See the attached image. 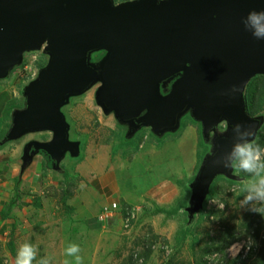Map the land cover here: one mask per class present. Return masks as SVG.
<instances>
[{
  "label": "water",
  "instance_id": "obj_1",
  "mask_svg": "<svg viewBox=\"0 0 264 264\" xmlns=\"http://www.w3.org/2000/svg\"><path fill=\"white\" fill-rule=\"evenodd\" d=\"M253 10H264V0H0V81L25 53L48 56L22 89L2 143L48 131L49 142L26 145L21 172L39 152L58 170L66 154L79 155L61 108L97 82L96 103L130 135L144 127L155 137L174 133L188 113L211 146L189 184L192 219L216 176L234 179L237 146L263 122L248 116L244 100L248 82L264 76V39L247 20Z\"/></svg>",
  "mask_w": 264,
  "mask_h": 264
},
{
  "label": "rangeland",
  "instance_id": "obj_2",
  "mask_svg": "<svg viewBox=\"0 0 264 264\" xmlns=\"http://www.w3.org/2000/svg\"><path fill=\"white\" fill-rule=\"evenodd\" d=\"M113 1L117 5L133 0ZM104 54L94 53L91 62H99ZM47 62L42 51L25 53L23 67L0 81V96L4 95L0 108H5L6 97L10 101L7 107L22 108V89L35 80ZM100 86L97 82L61 108L69 140L78 143L79 155L72 158L66 154L58 165L60 171L41 169L36 158L21 172L26 145L49 142L50 132L31 133L5 143L0 140V169L7 168L2 179L10 183L0 190L2 208L6 209L10 203L6 200L13 197L11 175H20L22 181L18 203L10 210L14 220L4 221L8 230L0 233V264H15L9 240L15 260L21 246H34L32 264L44 259L48 264H64L65 260L76 264L74 256L65 255V249L73 244L80 248L81 264H264V212L254 210L264 203L245 201L249 186L258 177L241 169L236 156L234 179L218 175L212 180L195 219L187 214L190 228L182 238L183 212L169 216L157 210H172L185 198L189 206V184L203 157L210 153V142L203 141L200 124L188 113L174 133L155 137L144 127L128 134V127L116 120L113 111L105 114L96 103ZM244 100L248 116L263 121L249 143L253 147L262 144L260 162L264 163V76L248 82ZM7 121L0 117L4 125ZM224 129L225 123H220L217 133ZM129 141L131 145H127ZM126 219H130L127 224Z\"/></svg>",
  "mask_w": 264,
  "mask_h": 264
},
{
  "label": "clouds",
  "instance_id": "obj_3",
  "mask_svg": "<svg viewBox=\"0 0 264 264\" xmlns=\"http://www.w3.org/2000/svg\"><path fill=\"white\" fill-rule=\"evenodd\" d=\"M248 24L252 30V35L257 40L264 39V10L250 11L247 16ZM237 160L239 167L246 172L253 173L255 179L248 188L249 195L245 197L246 202L254 199L264 203V176H260V172L264 171V163L260 162V150L253 147L251 143L238 145L236 148ZM223 207V205H221ZM255 211L264 212V207L254 209ZM80 248L78 245H70L65 249V255L74 256L76 264H81V257L78 255ZM36 257V249L30 244L21 246L17 253L15 264H32ZM39 264H48L46 259L39 261ZM64 264H68L65 260Z\"/></svg>",
  "mask_w": 264,
  "mask_h": 264
},
{
  "label": "trees",
  "instance_id": "obj_4",
  "mask_svg": "<svg viewBox=\"0 0 264 264\" xmlns=\"http://www.w3.org/2000/svg\"><path fill=\"white\" fill-rule=\"evenodd\" d=\"M20 67H23V66L21 65ZM16 108H19V106H16V105H10L7 109L4 110L3 116L9 121V120H10V116H11L12 111H14ZM247 111H248V110H247ZM9 126H10L9 123L6 124V125H4V128H5V129H4V130L1 132V134H0V140H1V139L4 137V135L6 134L7 129L9 128ZM157 140H159V141H158L159 143L162 141L161 138H160V139H157ZM131 144H132V141H129V142L127 143V145H131ZM261 146H262V144H259L257 147L260 148ZM254 148H255V147H254ZM205 151H206V149L204 150L203 155H204V153H206ZM203 155H202V156H203ZM42 168H43L44 170L47 169V167L45 166V164H42ZM19 182H20V181H18V179L16 178V179H15V188H14V195H13V198L11 199L10 203L7 205V209H8V210H7L5 213H4L3 211H0V218H1V219H4V218H6V217L8 216L9 211L14 207L15 204H17V202H18V200H19V190H18ZM182 187H183V189L186 190V192H188V188L186 187L185 184L182 185ZM186 208H187V198L178 200V201L176 202V205L174 206V208H173L172 210L166 211L165 209H162V208H160V209L157 210L158 213L167 214V215H169V216H170V215H173V214H176V213L179 212V211H182V212H183V214H184V216H185V218H184V224H183L182 228H181L180 231H179L180 236H181L182 238H184V237L187 235V233L189 232V228H190V227H189L190 224H188V220H187V217H186V216H187V213L184 212ZM195 216H196V215H195ZM194 219H195V217H193V220H194ZM7 246H8L9 252H10V256L13 258L12 260H14V262H15V253H14V248H13V243H12V241L9 240Z\"/></svg>",
  "mask_w": 264,
  "mask_h": 264
},
{
  "label": "crops",
  "instance_id": "obj_5",
  "mask_svg": "<svg viewBox=\"0 0 264 264\" xmlns=\"http://www.w3.org/2000/svg\"><path fill=\"white\" fill-rule=\"evenodd\" d=\"M2 96H4V95H2ZM2 96H0V98L2 97ZM8 102H10L9 100H7V97H6V105H5V108L7 109L8 107H7V105H8ZM10 106V105H9ZM5 108H0V117H2L3 118V113H4V110H5ZM3 121V120H2ZM0 123H2L3 125H2V127H1V129H0V134H1V132L3 131V129H4V123L3 122H0ZM6 123H10V120H9V122L7 121ZM31 134V133H30ZM28 135V134H27ZM26 136V135H25ZM23 137V136H22ZM21 137V138H22ZM1 144V143H0ZM1 146V145H0ZM39 159L40 160V158L39 157H37V156H34L33 158H32V161H31V163L35 160V159ZM66 158V156L62 159V161L64 160ZM30 163V164H31ZM30 164L28 165V166H30ZM39 167H41V169H42V165L40 164V161H39ZM28 166L26 167V168H28ZM46 166V165H45ZM47 167V166H46ZM25 168V169H26ZM25 169H24V171H25ZM52 170V171H60L61 169L60 168H58V170H54V169H52V168H50V167H47V169L46 170ZM45 170V171H46ZM50 170V171H51ZM5 171H7V168H6V166H4V167H2L1 169H0V190H2V186L4 187V186H7V185H10V183L9 182H7V180H3L2 178H4L3 176H2V174L5 172ZM24 171H22V172H24ZM20 172V171H19ZM6 173V172H5ZM11 174H13V173H11ZM20 174V173H19ZM11 177H12V181H13V189L15 188V179L17 178L18 179V181H20L19 182V185H18V190L20 191V186H21V179H20V175L19 176H16L15 174H13V175H11ZM23 180V179H22ZM24 181V180H23ZM37 181V180H36ZM31 182H34V179H31ZM7 191H11L10 189H7ZM13 195H14V190H13ZM13 198V197H12ZM11 201V199L9 200V199H7L6 200V202H10ZM18 203V202H17ZM8 205V204H7ZM7 205H5L6 206V209H4L5 207H3L2 208V206H0V211H2L3 209V212L5 213L8 209H7ZM14 208V207H13ZM12 208V209H13ZM11 209V210H12ZM10 214H12L11 213V211H9V213H8V216L6 217V218H4V219H1L0 218V222H2V223H0V233H4V232H6L8 229L6 228V223L4 222V221H7L8 219H12V216H10ZM13 220L14 219H12V222H13ZM75 222H79L78 220H76ZM14 223H12V225L10 226V228H11V230H14V227H15V224L13 225ZM10 230V232L12 233V231ZM9 232V233H10ZM0 237H3L2 235H0ZM10 239V238H9ZM11 241V240H10Z\"/></svg>",
  "mask_w": 264,
  "mask_h": 264
},
{
  "label": "flooded vegetation",
  "instance_id": "obj_6",
  "mask_svg": "<svg viewBox=\"0 0 264 264\" xmlns=\"http://www.w3.org/2000/svg\"><path fill=\"white\" fill-rule=\"evenodd\" d=\"M171 82L166 86L167 88L170 86ZM35 156L39 157L40 158V164H45L47 167H50L51 168V165H52V161L49 159L48 156L46 155H42L41 152H39L38 154H36Z\"/></svg>",
  "mask_w": 264,
  "mask_h": 264
},
{
  "label": "built area",
  "instance_id": "obj_7",
  "mask_svg": "<svg viewBox=\"0 0 264 264\" xmlns=\"http://www.w3.org/2000/svg\"><path fill=\"white\" fill-rule=\"evenodd\" d=\"M132 218H133V213H132V217L130 219H132ZM130 219H126V224L129 222Z\"/></svg>",
  "mask_w": 264,
  "mask_h": 264
}]
</instances>
